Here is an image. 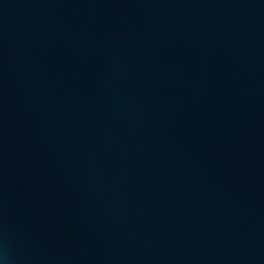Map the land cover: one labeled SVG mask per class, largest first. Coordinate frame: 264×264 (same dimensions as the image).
Wrapping results in <instances>:
<instances>
[{
	"label": "water",
	"instance_id": "obj_1",
	"mask_svg": "<svg viewBox=\"0 0 264 264\" xmlns=\"http://www.w3.org/2000/svg\"><path fill=\"white\" fill-rule=\"evenodd\" d=\"M0 264H264V0H0Z\"/></svg>",
	"mask_w": 264,
	"mask_h": 264
}]
</instances>
